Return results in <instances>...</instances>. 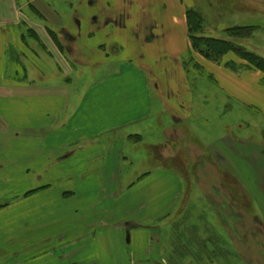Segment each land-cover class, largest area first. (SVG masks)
I'll return each mask as SVG.
<instances>
[{"label": "crops", "instance_id": "0c3cea01", "mask_svg": "<svg viewBox=\"0 0 264 264\" xmlns=\"http://www.w3.org/2000/svg\"><path fill=\"white\" fill-rule=\"evenodd\" d=\"M63 3L67 13L43 0H0V132L8 134L0 178L24 173L21 179L30 175L41 189L39 196L23 201L17 198L25 191H0V202L13 199L9 212L29 216L25 232L44 236L28 241L32 256L27 264H85L90 237L103 243L112 224L115 233L124 235L125 245L157 258L153 264L176 258L180 245L191 260L212 256L216 263L224 258L225 231L217 217L224 205L213 203L215 223L198 215L199 222H187V203L183 221L170 213L182 209L177 204L180 191H190L192 185L200 188L202 182L214 197L224 191L221 171L231 174L238 149L248 142L232 130L213 140L203 138L201 131L210 125L215 133L218 118L239 105L262 107L263 74L226 67L243 64L233 53L225 54L220 64L200 56L187 37L188 1L88 0V12L80 6L69 9L68 4L81 1ZM96 3L103 4V13ZM156 5H161L160 13ZM88 82L92 84L79 92L78 86ZM259 149L251 153L253 158H260ZM60 181H65L62 186ZM33 186L29 183L25 190ZM46 192H55L56 201L48 203ZM131 193L133 208L128 211L124 198ZM260 194L264 198V191ZM96 204L107 210L103 216L112 212L113 223L99 227V237L83 232L87 245L76 246L80 230L96 225L89 216L79 222L80 215ZM230 215L232 222L238 221ZM70 219L76 222L71 223L73 233L55 234L51 241L58 238L59 246L70 238L71 250L35 255V244L47 241L44 228ZM1 224L6 243L8 230ZM176 234L183 240L172 244ZM209 235L214 241H208Z\"/></svg>", "mask_w": 264, "mask_h": 264}, {"label": "rangeland", "instance_id": "374dc122", "mask_svg": "<svg viewBox=\"0 0 264 264\" xmlns=\"http://www.w3.org/2000/svg\"><path fill=\"white\" fill-rule=\"evenodd\" d=\"M43 1H45L46 4H49L54 10L57 9L58 11L66 13L68 11L67 4L63 3L67 0ZM51 1H55V3L52 4ZM73 1H81V3L79 5L77 3L74 5L68 4L69 9H71L70 6H80V10L88 12V0ZM185 1L189 2V5L192 6V9L197 8V11L199 10V12L203 13L205 19V30L203 36L227 39V35H225L226 33L223 30L224 28H231V26L234 25L257 26V28L252 33V36L246 39H237L234 40V42L256 53L257 55L264 57V2L262 0ZM93 6H96L97 12L103 13V4L96 3ZM156 7L157 11L155 12L160 13L162 11L161 5H156ZM26 12L29 13V10L26 9ZM230 55L232 56V54ZM245 69L246 68H241L240 71ZM92 82L81 84V87L78 86L79 92L87 88V86L92 84ZM83 85L85 88H83ZM258 108L262 109L258 111ZM220 120L222 124L221 127L219 126ZM227 127H229L230 130ZM231 130L233 131V134L236 136V138L245 140L248 142V144L247 146L240 147V149H238L240 155L233 164L231 163L233 169L230 171V173L233 176L231 177V174H229L225 169L221 171L220 181L224 187V191H217V196L214 197L212 191H208V188L205 185L203 186L202 182H200V188L192 185V189L190 191H180L183 193V195H181L177 204L180 205L179 207H182V209L177 214H174L175 211L170 213L171 217L174 216L172 219H175V216H180L181 220L183 221L182 216L187 214L183 213L184 205L187 203L188 213H191V216H189V220H187V222H199L198 217H196L198 215L200 217L202 216V218L208 220L209 222L215 223L214 215L216 212L213 203L224 205L225 209L223 215H217V217L223 220L222 222L223 229L225 231V240L228 241V245H230L227 248L225 247V251L227 250V252L223 253L225 257L217 259L216 263L212 259V256H209V259L205 261L197 259L191 260L190 256H184L185 253H183V245H180L179 250H177V253H175L176 258L164 261L165 264H264V198L260 194L261 191H264V175L261 173L263 167L261 162H263L262 157H264V137L262 136L264 135V105L257 108H246L243 107V105L234 107L232 111L224 112V115L220 119L218 118V124L216 125L215 129L216 134L213 133L214 130L210 125H208V127L205 129H202L201 134L203 138L206 136L208 140H213L216 136H223L224 138V136H226ZM7 142L8 134H3L0 132L1 159L7 158ZM257 148H260L259 150L262 152V156L259 155L260 158H253L251 153L256 151L255 149ZM19 165L23 164L21 163ZM4 175L5 174H0V177H4ZM24 175V173H18L16 177H13L12 175L13 179L0 178V191H25L20 196V198H17V201H23V199H28L31 196L33 198L34 195L35 197L39 196L41 189L37 188L35 185L40 183V181L31 182L29 179L30 175L27 179H21L20 177H24ZM42 182L44 185L50 183V181L46 180H43ZM62 182L65 181H60L59 184ZM29 183L34 184V186L28 190H25V185L27 187ZM48 186L50 188L53 187L52 185ZM55 196V192L47 193L44 198L48 203H53L56 201ZM132 197L133 194L131 193L128 197L124 198L127 200L128 211H132L133 208L131 207ZM111 200L112 199H110L109 202H112ZM12 201L13 199H9L5 200L4 202H0V222H2L1 225H5V229L8 230L9 237V240L6 243L2 241L3 235L0 237V241H2L0 243V257H5L4 259H0V264H27L26 261H29L28 257L32 256V254H29V249H26L29 246L28 241H39L40 238L44 240V236L41 235V232L38 235H35L34 232H25V229L29 228V223L31 222L29 221V216L26 217L24 215L22 218L21 214L23 212L21 211L9 212L7 208L13 203ZM96 206L97 204L95 207ZM20 210L22 209L20 208ZM103 211H105L104 208L100 209L97 206L95 210L89 211L87 213H81V219L79 222L83 221L86 216H89L88 218L94 219V221H96V225L94 226H97V228H94L93 226L92 228H86V230L82 228L80 230L81 235L83 232L84 234L88 232L89 236H93V233L96 232L95 234L97 237H99V227L101 228L103 224L106 225L108 222L113 223L112 212L108 211L107 215L103 216ZM231 212L234 213V217H238V221L236 219V221L232 222V215H230ZM65 222L66 223L58 224V226L52 225L46 229L44 228V231L48 233L45 235L47 241L43 242L42 244L41 242L35 244L38 248H35L33 252H37V250H39L37 253L34 252L35 255L43 254L45 251L47 252H45V254H49L54 251L56 254L61 255V252H65V250H71L70 247L72 245L69 244L71 241L70 238L65 237L63 245L59 246H57L56 243L59 241L58 238L56 241H51L54 238L53 235L55 234L58 236V233H63L62 235H65L66 233L69 234L71 232L73 233L75 226H71L72 224H76V222H71V219ZM155 225L157 224L155 223ZM115 227L116 226L112 224L110 229L106 228V230H108L104 232L105 240L103 243H100L99 239L94 241V239H91L90 237V244L88 243L87 246L89 247V251L87 252L88 256L84 259L85 264H153L155 261L157 262V258L151 257L152 254L149 257L147 254H144V251H142L140 254H137L135 251V246L130 247L125 245L123 240L124 235L121 236L119 233H115ZM220 228L221 227H218L217 229L222 233ZM143 230L146 231L145 229ZM124 231L125 229L123 228V232ZM1 232H4V230L2 229ZM83 235L80 236L76 246H79L80 243L82 247L85 246L86 243L83 242ZM177 235L178 234L175 235V241H173L172 244L176 242H182L183 239H181V236L178 235L177 237ZM86 239V241H88V238ZM231 246L234 248L233 254L231 252ZM131 253H134V259L130 258ZM161 255L164 257L168 254L162 253ZM136 256L139 257L136 258ZM46 262L47 264H57V261L53 260ZM63 263V261H60V264Z\"/></svg>", "mask_w": 264, "mask_h": 264}, {"label": "trees", "instance_id": "16d2710c", "mask_svg": "<svg viewBox=\"0 0 264 264\" xmlns=\"http://www.w3.org/2000/svg\"><path fill=\"white\" fill-rule=\"evenodd\" d=\"M186 18L188 24L187 37L190 41L191 47L195 49L200 56L206 59L207 62L210 61L220 64L225 54L233 53L243 62V64L237 65L234 62L226 63V67L232 69L233 71L240 70L241 68L257 70L263 74L264 81V58L234 42V40L246 39L252 36L256 27L242 26L227 28L224 30L226 33L225 35H227V39H220V37L214 38L203 36L205 30V19L201 12L192 8L188 9L186 10ZM211 240H213V238L208 237V241ZM223 242V252H227L225 249L229 247V245L225 239Z\"/></svg>", "mask_w": 264, "mask_h": 264}]
</instances>
